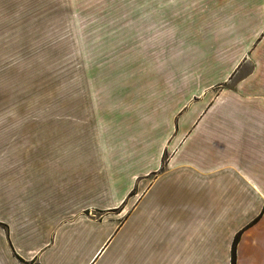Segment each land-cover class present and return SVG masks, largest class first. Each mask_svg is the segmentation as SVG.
I'll list each match as a JSON object with an SVG mask.
<instances>
[{"label":"crops","instance_id":"1","mask_svg":"<svg viewBox=\"0 0 264 264\" xmlns=\"http://www.w3.org/2000/svg\"><path fill=\"white\" fill-rule=\"evenodd\" d=\"M13 36L86 91L0 111V264H264V0H0Z\"/></svg>","mask_w":264,"mask_h":264},{"label":"rangeland","instance_id":"2","mask_svg":"<svg viewBox=\"0 0 264 264\" xmlns=\"http://www.w3.org/2000/svg\"><path fill=\"white\" fill-rule=\"evenodd\" d=\"M4 40H0V51L7 55L2 62H7L9 68H0V111L69 108L68 96L77 92L83 94L86 91L84 78L87 71L78 70L77 78L72 85L52 84L57 63L69 60V51L73 47L71 41L74 43L76 39L13 36ZM85 40L77 39V42L80 45V42ZM106 40L111 43V47L120 41V52L125 53L126 61L131 62L134 61V53L137 49L139 52L143 45V42L139 43L143 39L110 38ZM74 49H76L75 44ZM110 61L118 62L117 53L113 49H111ZM57 73H62L63 78H69L68 75L66 76L68 71H57ZM59 76L57 74V77ZM65 81L69 83V79Z\"/></svg>","mask_w":264,"mask_h":264},{"label":"trees","instance_id":"3","mask_svg":"<svg viewBox=\"0 0 264 264\" xmlns=\"http://www.w3.org/2000/svg\"><path fill=\"white\" fill-rule=\"evenodd\" d=\"M263 210H264V206H263ZM239 237H240V233L237 234V235L235 236V238H234V240H233V242H232V245H231V263H230V264H235V248H236L237 242H238V240H239ZM18 259H19L21 262L27 264V262H24V261L21 260L20 258H18ZM31 263H33V261L30 262V263H28V264H31Z\"/></svg>","mask_w":264,"mask_h":264}]
</instances>
